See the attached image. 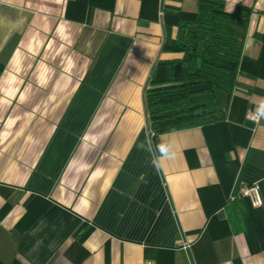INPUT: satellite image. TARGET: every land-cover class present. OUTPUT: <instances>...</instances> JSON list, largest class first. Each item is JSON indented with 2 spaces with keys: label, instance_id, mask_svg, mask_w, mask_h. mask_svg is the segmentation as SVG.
I'll return each instance as SVG.
<instances>
[{
  "label": "crops",
  "instance_id": "crops-1",
  "mask_svg": "<svg viewBox=\"0 0 264 264\" xmlns=\"http://www.w3.org/2000/svg\"><path fill=\"white\" fill-rule=\"evenodd\" d=\"M222 1L250 11L242 55L259 61L232 93L242 132L154 135L163 11L196 0H0V264H264V0ZM242 186L261 207L231 200Z\"/></svg>",
  "mask_w": 264,
  "mask_h": 264
},
{
  "label": "trees",
  "instance_id": "trees-1",
  "mask_svg": "<svg viewBox=\"0 0 264 264\" xmlns=\"http://www.w3.org/2000/svg\"><path fill=\"white\" fill-rule=\"evenodd\" d=\"M163 12L160 53L175 58L159 59L143 90L147 129L163 135L192 128L212 129L227 122L232 133L242 132L240 125L233 127L229 122L235 103H243L232 96L240 86L239 79L254 80L259 74L258 70L250 71L259 61H247L242 55L250 11L237 7L228 12L222 0H196L194 12ZM246 107L245 103L242 118ZM237 137L233 134L234 141ZM219 154L223 158L216 167L234 163L224 152ZM229 214L227 219L236 233L237 218L231 211Z\"/></svg>",
  "mask_w": 264,
  "mask_h": 264
},
{
  "label": "built area",
  "instance_id": "built-area-1",
  "mask_svg": "<svg viewBox=\"0 0 264 264\" xmlns=\"http://www.w3.org/2000/svg\"><path fill=\"white\" fill-rule=\"evenodd\" d=\"M259 118L260 115L258 114L257 110H255L251 106H247L245 119L252 123H257L259 121ZM237 197H248L250 199V204L252 208H259L262 206V200L260 197L259 190L255 186L239 187L236 192L231 196V200Z\"/></svg>",
  "mask_w": 264,
  "mask_h": 264
},
{
  "label": "clouds",
  "instance_id": "clouds-1",
  "mask_svg": "<svg viewBox=\"0 0 264 264\" xmlns=\"http://www.w3.org/2000/svg\"><path fill=\"white\" fill-rule=\"evenodd\" d=\"M156 166H157V167H159V165H158V164H157Z\"/></svg>",
  "mask_w": 264,
  "mask_h": 264
}]
</instances>
